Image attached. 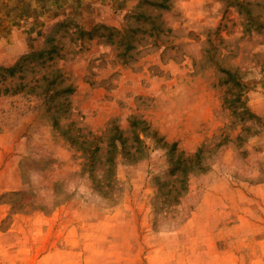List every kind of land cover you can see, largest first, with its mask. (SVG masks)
Instances as JSON below:
<instances>
[{
    "label": "rangeland",
    "instance_id": "obj_1",
    "mask_svg": "<svg viewBox=\"0 0 264 264\" xmlns=\"http://www.w3.org/2000/svg\"><path fill=\"white\" fill-rule=\"evenodd\" d=\"M5 3L0 264H264V0Z\"/></svg>",
    "mask_w": 264,
    "mask_h": 264
},
{
    "label": "crops",
    "instance_id": "obj_2",
    "mask_svg": "<svg viewBox=\"0 0 264 264\" xmlns=\"http://www.w3.org/2000/svg\"><path fill=\"white\" fill-rule=\"evenodd\" d=\"M5 7L7 6L11 12L17 11L19 9L31 10L30 13H17L11 18L12 20L18 18L19 21L16 20L13 23V31L19 30L21 32H25V25L27 28L32 26L31 32L35 30V27L41 28L42 24L46 22H50L53 20H57L58 18L67 16L70 11L68 7L69 2H89V0H4ZM98 1V0H94ZM35 9V11H32ZM13 10V11H12ZM20 14V15H19ZM31 21V22H30ZM29 23V24H26ZM41 25V26H40ZM43 27V26H42Z\"/></svg>",
    "mask_w": 264,
    "mask_h": 264
},
{
    "label": "trees",
    "instance_id": "obj_3",
    "mask_svg": "<svg viewBox=\"0 0 264 264\" xmlns=\"http://www.w3.org/2000/svg\"><path fill=\"white\" fill-rule=\"evenodd\" d=\"M202 151H203V150H200L199 153L202 152ZM104 166L108 167V161L105 163Z\"/></svg>",
    "mask_w": 264,
    "mask_h": 264
}]
</instances>
